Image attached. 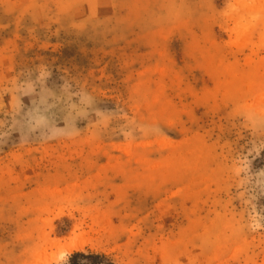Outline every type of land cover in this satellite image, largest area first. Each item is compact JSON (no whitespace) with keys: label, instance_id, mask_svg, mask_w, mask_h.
<instances>
[{"label":"rangeland","instance_id":"374dc122","mask_svg":"<svg viewBox=\"0 0 264 264\" xmlns=\"http://www.w3.org/2000/svg\"><path fill=\"white\" fill-rule=\"evenodd\" d=\"M0 264H264V0H0Z\"/></svg>","mask_w":264,"mask_h":264},{"label":"bare ground","instance_id":"6f19581e","mask_svg":"<svg viewBox=\"0 0 264 264\" xmlns=\"http://www.w3.org/2000/svg\"><path fill=\"white\" fill-rule=\"evenodd\" d=\"M66 243L67 244H63V245H60L57 243L56 246L54 247V248H56L57 256H60V258L64 255H70L74 252L81 250V248L83 246L82 243H80L79 241H75V240H73L71 243H69V242H66ZM54 256H55V254L52 255L50 260H54Z\"/></svg>","mask_w":264,"mask_h":264},{"label":"trees","instance_id":"16d2710c","mask_svg":"<svg viewBox=\"0 0 264 264\" xmlns=\"http://www.w3.org/2000/svg\"><path fill=\"white\" fill-rule=\"evenodd\" d=\"M78 257L85 258L86 256L83 255V254H81V253H77V254H74V255L71 257V259L74 260V259H76V258H78ZM90 257H92V256H90Z\"/></svg>","mask_w":264,"mask_h":264}]
</instances>
